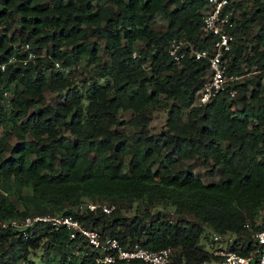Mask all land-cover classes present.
I'll return each mask as SVG.
<instances>
[{"label": "trees", "instance_id": "obj_1", "mask_svg": "<svg viewBox=\"0 0 264 264\" xmlns=\"http://www.w3.org/2000/svg\"><path fill=\"white\" fill-rule=\"evenodd\" d=\"M205 4L0 0V220L70 215L122 246L169 247L170 264L220 259L199 244L208 228L232 234L227 250L252 253L256 261L259 243L251 233L264 229V83L260 72L238 77L264 68V1L231 0L240 13L226 54L233 79L196 105L207 61L186 56L176 62L166 50L172 39L197 48L212 43L215 36L200 30ZM156 16L164 28H154ZM92 37L102 40L108 60L79 85L69 76L74 67L102 62ZM45 91L57 92L61 101L44 104ZM159 105L166 109L165 128L150 132L146 126ZM128 110V119L119 118ZM194 157L210 163L209 175L218 168L216 181L195 175L185 162ZM86 200L115 208L80 207ZM121 202H136L134 212L117 215ZM78 239L49 222L6 225L0 228V264H35L28 255L40 246L49 253L46 261L57 256L53 264H92L97 250Z\"/></svg>", "mask_w": 264, "mask_h": 264}, {"label": "built area", "instance_id": "obj_2", "mask_svg": "<svg viewBox=\"0 0 264 264\" xmlns=\"http://www.w3.org/2000/svg\"><path fill=\"white\" fill-rule=\"evenodd\" d=\"M202 15L201 34L211 33L215 36L210 45L204 48H197L184 39H172L166 50L167 54L176 62L186 56L207 61L208 67L205 71V81L195 94L194 103L196 105L207 103L216 92L225 87L227 81L233 79L232 76L226 73V54L234 42V32L231 31V28H233L237 17L231 6V0H206V4L202 8ZM232 15L234 16L233 19ZM23 47L27 48L28 45L24 44ZM30 56H32V53L28 51L27 57ZM3 67L4 63H0V68L3 69ZM253 72H260L261 82L264 83V68ZM234 92L232 90L230 94ZM83 205L90 210L99 208L104 213H110L115 208V205L111 203L89 200H86L80 207ZM36 222H49L55 228L65 226L68 229L70 239L79 238L78 240H81L85 245L97 250L98 253L93 257L92 264H114L116 261L122 264H130L133 260H141L147 264H170L171 262L172 250L169 247L151 250L138 243L122 246L115 237L101 235L98 230L83 226L76 218L70 215L36 214L25 216L21 219L0 220V228L11 225L15 228L23 229L32 226ZM225 235L212 233V238L217 240ZM251 237L259 243L255 262H253L252 253L240 255L227 251L221 254V258L213 263L264 264V229L251 233ZM201 264L208 263L202 262Z\"/></svg>", "mask_w": 264, "mask_h": 264}, {"label": "rangeland", "instance_id": "obj_3", "mask_svg": "<svg viewBox=\"0 0 264 264\" xmlns=\"http://www.w3.org/2000/svg\"><path fill=\"white\" fill-rule=\"evenodd\" d=\"M264 1V0H262ZM245 3V1L243 2V4ZM235 14L238 17V15L240 14L238 9L235 10ZM153 26L155 29H162L165 26V20L163 18H161L160 16H156L154 21H153ZM257 29V25H253L250 27L249 29V37H248V41H252V35L255 33ZM92 40H94L97 43V55H99L102 59L101 63H94V62H86L85 60L82 61L79 65L75 66L74 69L69 73V76L74 78L76 83L81 85V83H83L84 81H86L88 79V75H89V71L90 69L97 64L102 65L103 63L107 62L108 60V53L103 49V42L102 40H100L99 38L96 37H92ZM138 47L141 46L143 47V44H141L140 42L137 43ZM254 72H249L241 77H238L239 79H246L249 78ZM46 77L49 78L51 76V72H45ZM233 97H236L237 94L236 92H234L233 94H231ZM44 104L46 103H52V102H56V101H61V97L57 92H52V91H45L44 92ZM162 97V96H161ZM35 107L31 108L29 110L32 111V109H34ZM119 118L121 119H128L132 113L128 110V111H119L118 113ZM27 115H23L20 118V122L25 121ZM165 116H166V109L159 105L157 106L153 112H152V117L150 119V121L148 122L146 129L150 132H159L162 131L165 126ZM121 130H126V131H131L132 129L127 128V127H120ZM2 134V132L0 131V135ZM11 142L15 141V138L11 137L10 138ZM83 153L85 155H87L88 157H92L93 153L89 152V151H83ZM187 163H189L192 168L193 171L195 173V175L199 178H201V180L203 182H211V181H216L219 175V170L218 168L214 169V174L213 175H209L208 174V170L210 168V163H203L199 158H193L190 160L185 161ZM11 199L15 200V197L11 195ZM135 205H137V203H129V202H121V203H117V206L119 208V211L117 212V215L120 214H126V215H131L134 212L135 209ZM264 210V206L260 209V211ZM167 218L168 219H172L174 220L176 217L172 212V208H167ZM184 216L188 217V218H192V216L188 213H184ZM233 235L232 234H228L223 236L220 239L214 240L212 238V233L211 231H209L208 228H205L202 232V234L200 235L199 238V244L206 250L211 251L214 254L217 255H221L225 252H227V248H228V243L233 239ZM28 257L30 259H32V261H34L35 264H45V263H49V264H53V262L56 260L57 256L56 255H51L52 259H49L48 261H46L47 257H49V253H46L44 251V248L42 246H40L39 248L35 249L34 251H31V253L28 255Z\"/></svg>", "mask_w": 264, "mask_h": 264}]
</instances>
